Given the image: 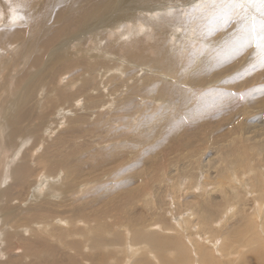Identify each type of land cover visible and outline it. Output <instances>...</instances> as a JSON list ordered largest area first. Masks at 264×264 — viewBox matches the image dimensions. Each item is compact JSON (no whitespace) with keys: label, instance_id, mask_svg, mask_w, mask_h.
<instances>
[{"label":"bare ground","instance_id":"6f19581e","mask_svg":"<svg viewBox=\"0 0 264 264\" xmlns=\"http://www.w3.org/2000/svg\"><path fill=\"white\" fill-rule=\"evenodd\" d=\"M136 1L139 3L137 4ZM196 3L197 0H0V52L6 55L10 52L12 53L10 56L12 60L9 63L7 62L8 60H5V64L2 67L0 65V182L2 181L0 186V264H264V118L262 117L260 120L254 118L257 115L263 116L264 99H256V93L259 92L258 87L248 89L243 93L232 91L231 89L222 91L224 84L239 78L244 79L236 87H241L247 82L256 80L257 77L264 75V55L259 57L257 54L260 50L254 46L257 48L256 52L253 50V53H256V56L254 55L256 61L253 63L251 59L246 58L245 52L248 49L249 42L244 38L245 26L240 18L237 24L233 26L234 28L222 33L223 35H220V38H215L214 36L211 38V31H203L205 29L203 27L201 36L207 44H204L202 48L200 47L197 52H194L196 49H193V47L188 49L190 50V56L191 54L194 55L193 58L190 56L180 58V56L171 54L169 48L176 43L170 46L169 35L174 34L176 36L181 31L180 29L183 30V28L179 29V27L185 18L184 16H179L176 9L182 6L190 11L192 9L191 6ZM134 4H137L135 8L131 6ZM142 9L143 11L146 10L144 14L139 12ZM196 11H199V9H196ZM250 11H255L257 15L260 12L259 6L256 9H250ZM4 12H9L8 16L6 15L7 19L11 18L13 22L10 19L8 23L4 21ZM18 18L20 20H17ZM185 19L187 20V18ZM141 20H144V22ZM2 21L6 24H1ZM16 21L18 23H15ZM126 24L130 28H127ZM182 24L184 25V23ZM199 27L200 25L198 29H200ZM145 28L149 29L144 30ZM151 30H153L152 34H150L153 42L146 39ZM181 37L179 40H181ZM92 40L93 43H90ZM185 40L187 39L185 38ZM203 43L200 44L203 45ZM209 43L215 46H211ZM71 45H75L73 47L77 50L70 51ZM190 46L189 44L187 47ZM1 50H8L9 52ZM78 51L82 52V54L75 53ZM151 51L155 52L154 56L151 55ZM243 55L245 60L242 61L241 56ZM248 57L251 58L250 56ZM255 57L252 59L254 60ZM2 59L0 58V64ZM236 60H239L238 63H236ZM123 64H127L128 67L132 65L136 67V70L138 68L141 71L139 77L134 76L135 78H132V76L126 80V74L118 76L117 74H121L125 67ZM143 67L147 69V72H143ZM232 68H234L233 71L231 70ZM69 73L80 79V81H75L78 86L74 83L71 84L73 87L78 88L75 92L77 97L74 99L72 106L78 111L71 109V111L69 110L70 112H67L68 110L66 109H69V105L66 104L67 98L70 96L67 92L69 88L63 89L58 85V82L65 75L69 76ZM118 78H121V80L114 86L113 84L118 81ZM175 79L185 82L183 84L185 86L189 85V87L213 83L215 87L213 86V89L209 87V90L214 95L215 93L217 94L216 97L212 98L214 105L216 104V110L214 109L215 111L210 113V109H208L209 111L203 117L201 115L195 117L196 112L199 114V110H204L202 109L203 107L206 106V109L207 106L210 107L209 104L212 101L207 99L206 95L199 96L194 92L191 93L192 89L189 90V88L179 86V83L175 85ZM81 93H83L82 99L80 98L81 96L79 97ZM221 93L223 96H221ZM122 95H125L126 99L130 97L129 101H126ZM238 95L242 96L243 103L237 102V99L239 100ZM38 96L39 98L41 97L40 100L37 98ZM6 97L9 98L4 103ZM53 97L57 98L61 104L57 105ZM104 97H109L111 101L119 97L118 101L120 103L124 101L122 103L123 106H130L131 112L126 111L127 115H122L121 122L126 123L130 128H134V132L132 134H121L118 132L116 136L111 134L113 136L112 139L116 140L118 137L123 141L121 142L122 146L143 143L159 137L164 142H171L170 148H172V142H175L176 146H173L172 149L178 146H185L180 147L181 151L186 147L189 148L187 152L184 151L182 156L185 158L183 159L196 157L198 165L201 163L199 159L207 153L206 151L204 153L203 145L205 144L203 143H207L208 146L213 144V154L220 156V158H217V155L213 156V158H216L210 161L214 168L217 165L226 167L227 161H231V159L234 161L236 159L237 161L238 159L236 163L239 164L235 163L238 168H235L236 166L231 167L234 169L230 170L231 173L224 177L230 184L229 188L225 186L227 189H225V193L223 192L224 196L219 197L217 196L218 194H213L214 190L209 192V189H207L209 184L205 185V189L204 184L201 182L199 185H203L198 192L196 191L195 196L185 191L186 194L188 193L193 198L195 197L196 201L194 203L192 201L194 199L188 195L192 199L191 201L194 203L192 206L194 207L188 208L189 210L186 208V213L177 216L174 215L175 209H173L177 202L175 196L174 200L170 199L172 202L169 201L167 203L166 201L167 207L160 205L161 208H159L160 206L150 208L148 205V209H150L149 211L147 210L148 212L140 211L137 213L136 211V214H133V212L127 213L126 207L123 205L120 208V204H117V207H110V209L109 205L111 203L115 204L114 202L119 200V196H117V200L113 197L107 198L108 200L105 202L108 206L106 208L102 206L103 209H100L98 205L101 200L96 196L92 185L96 184L99 186L97 189L100 188L101 186L98 183H103L104 173L98 174L94 172L93 175L90 174L92 175L91 177H86L88 175L83 177L81 174L87 167L81 161V157L84 152H89L95 165H103V167L107 165L104 168L105 170L109 167L108 163L110 160L119 161L120 159L121 161L122 158V161H124L126 159L125 156H122L125 154V148L118 146L117 142H114L115 145L108 150L105 149V146L108 145L94 147V145L88 144V146H85V144L80 143H85L86 141L84 142V140L88 137L92 138L95 135V130L99 131L101 128V118H99L101 111L109 110L108 107L110 106L113 107V103H110V100V102L106 99L103 100ZM150 98H154L153 101L156 104L162 102L163 104H160L159 107L155 105L154 108L159 110L166 109V112H170L176 106L177 108L187 109L188 106H191L190 103H193L188 109L191 114V116L188 114V119H190L187 121L189 127H184L182 124L175 125L172 128L173 131H170L168 130L172 120L170 116H166L163 121L161 118L165 116L164 113L159 114L153 110L155 113L147 123L152 126L153 121V125L157 124L158 127L150 132L144 129L141 122L144 118L142 119L141 116L143 115L142 112L147 109L145 105L148 103L153 104L151 103L152 100L150 102ZM142 99L145 100L143 103H141ZM193 100L194 102H192ZM106 101L109 103L102 104ZM144 103L147 104L144 105ZM86 104L88 105L87 108H85ZM115 104L117 105V102ZM59 106L64 107L61 109L62 113L60 112L57 123L64 119L63 122L61 121L62 123L67 122L68 125L70 124L72 128L70 129L71 136L68 138L67 134L64 136L62 133L63 137H60L61 134H59L53 144L61 143L59 146L62 144L66 146L69 141H75L77 145L74 148L69 146L62 151L58 149L59 146L55 150V145H53L51 148L55 152L52 153L47 149L40 151L42 149L41 145L37 150L40 151V153H37L40 155L36 154L34 156L32 154L31 156L30 153L36 151L35 147L37 144L40 142L42 144L43 140L46 142L45 138L41 139L40 137L41 135L45 136V126L50 125L52 127L54 125L48 122L52 120V115L47 113L40 115L39 109H53L55 107L53 112L56 113L61 111L58 110ZM91 107H94V109ZM88 109L96 110V113L99 114L93 116L92 121L89 120L92 122L89 129L81 125L78 127V123L86 122L85 118L87 116L81 112ZM49 113H52V111ZM74 114L75 116H72ZM237 116H242L243 119L241 120V117L240 121ZM133 118L138 120L136 124L132 122ZM179 121L181 122V120ZM160 122L161 124H159ZM212 128H215V130H212ZM47 129L51 130V128ZM137 129L138 132L136 133ZM117 131L118 129L115 127L113 132L116 133ZM33 135L41 139H38L39 142L37 144H35ZM48 136L50 135L48 134ZM15 138L16 144L14 145ZM194 140L196 142L199 141L197 145ZM3 144H6L9 150H11V146H14L13 153L10 151V155L6 159H4V154H2L3 150H5ZM22 148L26 150H22L24 153L22 152L19 155ZM134 149L136 150V148ZM157 152L155 151L156 154ZM161 152L163 151L161 150ZM250 156H253V160L256 159V162H249L252 159ZM34 157L42 166H40L41 168L47 169V172L41 170L42 174L44 171V177L39 184L38 179L40 178L38 176H40V173L36 172L39 168L36 169L34 165L31 167L29 163ZM160 158L161 162L163 158L166 160L167 157ZM72 160L80 163L74 165ZM170 160L172 161V159ZM209 160L206 161V164L202 161L203 169L206 168ZM152 162L154 163V161ZM166 162L168 163V160ZM179 162L182 161L180 160ZM167 163L164 162L162 164L166 166ZM186 163L188 164V162ZM125 166L126 163L122 164L124 169L128 165ZM164 166L158 165L156 169L162 172V167ZM179 166L181 165L179 164ZM219 166L218 168H220ZM7 168L8 171H6L8 173L6 172L7 176L4 179L5 170L3 172L2 170ZM109 169L106 171H109ZM113 169H116V166ZM193 169L195 170V168ZM164 170L163 172H165ZM205 170L207 171V169ZM173 171L171 170V173ZM224 171L221 170V172ZM127 173L125 172L124 175L126 176ZM156 174L152 176V183L146 182L145 185L143 183V187L138 182L141 186L135 185L136 187L127 195L126 201L129 200L131 202L129 203V209L134 207V200L138 197L135 196L137 193L145 192L147 198L151 199L150 191L153 188L157 189L158 182L156 183V181L160 177L156 176ZM161 174L163 175L164 173ZM128 175L126 177H132L130 174ZM157 175L160 174L158 173ZM125 176L120 182L125 180ZM146 176L140 175V179L144 182L146 181ZM175 176L177 175L175 174ZM77 179L78 181H76ZM205 179L208 178L206 177ZM5 180L7 183H4ZM46 180L48 182L45 184ZM177 182L179 184V181ZM220 182L218 181L217 185L214 182L212 183L218 186ZM168 183L170 184L169 181ZM42 186H46L47 189L45 187L46 190H41ZM126 186L128 185L126 184ZM176 189L173 192L177 191ZM217 189L219 190V188ZM30 190H34L33 197L27 200L28 194H31ZM86 190L87 196L84 194ZM107 190L108 188H106ZM218 192L221 193V190ZM163 193L165 194L164 191ZM177 193H179V190ZM81 194H84L85 197L81 196ZM161 194L162 191L160 192ZM59 196L61 198H58ZM125 196L121 197L125 198ZM183 197L185 198V196ZM18 199L25 202L19 201L15 204L14 201H18ZM140 199L142 198L140 197ZM190 199L188 200L190 201ZM119 203L124 204L122 202ZM172 203H174V206L171 208ZM227 203L228 205L232 204L233 207L224 205ZM136 206L138 207V205ZM139 207L141 208V206ZM221 207L223 211L220 212ZM112 211H116L119 214L121 212L116 220H114L116 217ZM169 212L170 214H168ZM111 213L114 218L109 219L113 221L108 220ZM167 214L172 216L168 217ZM184 214L187 215L185 216ZM195 217V221L199 222L196 223V229L191 226L195 222ZM235 218L237 220L235 226H233L234 231L231 233H226L228 231L224 232L223 228ZM249 221L250 223L252 222L255 231L261 239L260 246L255 245L252 251L250 250L249 252L248 249V252H246L245 247H248V245L243 243L245 247H241L238 250L234 248L233 250L235 251L220 252L224 249V240L226 238L231 239L229 236L232 237L233 234L238 236L244 231L250 232ZM4 224L9 225L11 229L2 233ZM207 228L209 232L204 233ZM199 232L204 234L200 236L199 234L201 233ZM247 234L245 235L247 236ZM206 235L209 236V242L207 241L209 246L204 240ZM243 239H246V237H243ZM243 239H240V241ZM229 242L230 240H226V243L229 244ZM219 243L220 245H218ZM248 243L250 244V242ZM107 245L115 246L116 248L114 247L109 252L105 249ZM109 246L108 248L111 247ZM130 255L131 257H129Z\"/></svg>","mask_w":264,"mask_h":264},{"label":"rangeland","instance_id":"374dc122","mask_svg":"<svg viewBox=\"0 0 264 264\" xmlns=\"http://www.w3.org/2000/svg\"><path fill=\"white\" fill-rule=\"evenodd\" d=\"M135 3V2H134ZM136 3L138 4L139 2L138 1H136ZM137 4H134V5H131V6H133L134 8L137 6ZM144 5V4H143ZM177 8V7H176ZM179 8V9H178ZM177 9H176V11H177V14H179V16H184L185 18H187V20L189 21V24H188V21L184 18V21L182 22V23H184V25L181 23V25H180V27H179V29L180 28H183V30L182 29H180L181 31L179 32V34H177L176 36L173 34V35H169L170 36V40H171V44H170V46L172 45V44H175L173 47H170L169 48V52L171 53V54H173V55H176V56H180V58H184V57H186V56H190V50H188V49H191L192 47H193V49H196L194 52H197V51H199L200 50V47L202 48V47H204V44H207V43H205V41H204V39H202V36H201V33L203 32V31H205V30H210L211 31V33H210V36H211V38H212V36H214L215 38H220V35L222 36L223 34L222 33H224V32H226V31H228V30H231V28L233 29L234 27L233 26H235L236 24H237V21L239 20V18L234 14V12H233V10H231V9H219V8H213V7H207V8H205L203 11H201V10H199V11H196L195 12V8H193L192 7V9H190V11H189V9H184L185 7H178ZM182 8V9H181ZM210 8V9H209ZM210 10V11H209ZM214 10H216V11H213ZM146 11V10H145ZM145 11H143V9L141 10V11H139L140 13H142V14H144V12ZM209 11V12H208ZM7 14H9V12H4V16H5V20L3 19V17L1 16V18L6 22V23H8V21H9V19H10V21H11V18H8L7 19ZM7 15V16H6ZM206 16V18H205V16ZM188 16V17H187ZM259 16H260V12L259 13H257V17L259 18ZM200 17V18H199ZM196 18H197V20H196ZM17 20H20L19 18L17 19ZM209 20H210V22H209ZM142 22H144V20H141ZM194 21V22H193ZM11 22H13V21H11ZM187 22V23H186ZM190 22H191V24H190ZM207 22V23H206ZM4 22L2 21V23L1 24H3ZM6 23H4V24H6ZM15 23H18L17 21L15 22ZM186 23V24H185ZM211 23V24H210ZM129 24V23H128ZM128 24H126V27L127 28H130V26H128ZM200 25V29H198V26ZM193 25V26H192ZM203 25V26H202ZM212 25V26H211ZM191 27V28H190ZM205 29H204V28ZM189 28H190V30H189ZM146 29H149V28H145L144 30H146ZM187 29V30H186ZM196 29H198L197 31H196ZM204 29V30H203ZM203 30V31H202ZM155 31H156V28H155ZM186 31H187V33H186ZM199 31H200V33H199ZM151 32H153V30H151L150 32H149V34L147 35V40L148 41H152L153 42V39H152V37L150 36V34H152ZM172 33V32H171ZM199 33V34H198ZM179 35H181V36H179ZM172 36V37H171ZM184 36V37H183ZM245 36V35H244ZM243 36V37H244ZM181 37V40H179V38ZM193 39H192V38ZM195 37V38H194ZM185 38L187 39V40H185ZM191 38V39H190ZM245 38V37H244ZM182 39H183V41H182ZM199 40V42H198V40ZM169 40V41H170ZM203 40V41H202ZM247 42H249L247 39H245ZM187 42V43H189L191 46L190 47H187L189 44H187V43H185V42ZM209 41V40H208ZM196 42V43H195ZM202 42H204L203 43V45H201L202 44ZM90 43H93V40H92V42H90ZM194 43V44H193ZM198 43V44H197ZM201 43V44H200ZM211 46H215V45H213L212 43H209ZM94 45V44H93ZM183 45V46H182ZM75 47V45H71V47H70V51H76L77 49L76 48H74ZM90 46V45H89ZM182 46V47H181ZM254 46H256L255 44H254V42H249V46H248V49H247V51L246 52H248V53H246L245 52V56H246V58L247 59H251L252 61H253V63H254V61H256V53H253L254 51L253 50H255V52L257 51V48L256 47H254ZM93 47V46H92ZM173 48V49H172ZM175 48V49H174ZM181 50V52H180V50ZM3 49H6V48H3ZM1 51H4V50H1ZM4 52H9L8 50H6V51H4ZM187 52H189V53H187ZM1 53V56H0V58L2 59V63L0 64L1 65V67L5 64V60L9 63V61L10 60H12V58L10 57L11 55H12V53L10 54V53H8L9 54V56H8V54L6 55V54H2V52H0ZM75 53H77V54H82V52H75ZM151 53V55H155V52L154 51H151L150 52ZM184 53V54H183ZM250 53V54H249ZM241 54H243V53H241ZM240 54V55H241ZM239 55V54H238ZM241 56L242 58V61L243 60H245L243 57H245V56ZM250 56L251 58H249L248 56ZM252 55V56H251ZM255 55V56H254ZM259 57H261V56H263L262 54H261V51L257 54ZM7 57V58H6ZM191 58H193L194 57V55L193 54H191V56H190ZM255 57V59L253 60L252 58H254ZM238 59V58H237ZM237 62L236 63H238V61L239 60H236ZM235 63V64H236ZM124 65V64H123ZM125 67L123 68V70H122V73L121 74H117L118 76H123V75H125L126 74V80L128 79V77H132V78H135V77H139V73L141 72L140 70H138V68H137V70H136V67H134V66H130L129 65V67H128V65L127 64H125L124 65ZM126 67H127V70H126ZM132 67V68H131ZM145 67V66H144ZM143 67V68H144ZM135 69V70H134ZM147 69L146 68H144V71L143 72H147L146 71ZM232 71L234 70V68H232L231 69ZM130 71V72H129ZM137 75V76H136ZM135 76V77H134ZM65 77H68V78H65ZM65 77L62 79L63 80V82H62V80L60 81V82H58V85L60 86V88H69V90L67 91L69 94H70V96H69V98H67V105H69V109H66V110H68L67 112H70L71 111V109L73 110V111H78L77 109H74L72 106H73V102H74V99L77 97V95L75 94V92L77 91V87H73V85H71L72 83H74L75 85H77L78 86V83H76L75 81H80V79H78V77H76V76H74V75H72L71 73H69V76H66L65 75ZM243 79L244 78H239V79H237V80H235V81H233V82H229L228 84H224L223 85V89H222V91L223 90H227V91H229L230 89L232 90V91H237V92H240V93H243V92H246V90H248V89H253L254 87L255 88H259V92L258 93H256V99L257 98H259V99H264L263 97H264V75H262V76H260V77H257V79L256 80H253V81H249V82H247L245 85H242L241 87H236V86H238L239 85V83H242V81H243ZM120 80H121V78H118V81H116V82H114V86L115 85H117L119 82H120ZM176 81H174L176 84L175 85H177L178 83V85L179 86H182V87H186L187 89L189 88V90H191L192 92L191 93H195L196 95H199V96H205L206 95V97H207V99H209V100H211L212 101V98H214V97H216V93H215V95L212 93V91L211 90H209V87H210V89L212 88H214L215 86H214V84L213 83H208V84H204V85H201V86H194V87H189V85H186L185 86V84H183V83H185V82H181L180 80H178V79H175ZM182 85H181V84ZM149 85H151V83H149ZM216 85V84H215ZM205 86V87H204ZM214 86V87H213ZM206 87H207V89H206ZM66 88V89H67ZM194 88V89H193ZM65 89V90H66ZM76 89V90H75ZM204 90V91H203ZM208 90V91H207ZM207 91V92H206ZM72 93H73V95H72ZM206 93V94H205ZM211 93V94H210ZM123 94V93H122ZM257 94H258V96H257ZM81 96V97H80ZM123 96V95H122ZM121 96V97H122ZM151 96V95H150ZM221 96H223V94L221 93ZM79 97L82 99L83 98V93H81V94H79ZM132 98H134L133 96H131ZM152 97V96H151ZM211 97V98H210ZM238 97H239V100L237 99V102L238 101H240V102H238V103H243L242 101H243V98H242V96H240V95H238ZM252 97H254V96H252ZM9 97H6L5 98V100H4V103L6 102V100L8 99ZM39 100H40V98H39V96L37 97ZM79 98V99H80ZM117 98V99H116ZM116 98H114L112 101L110 100V98L108 97V98H106V97H104L103 98V100L104 99H106L107 101H109L110 103H113V107L112 106H110V107H108V109L109 110H104V111H101L102 113L101 114H99V113H96V110H93L94 109V107H91V108H93L92 110H85V111H82L81 113H83V114H85L87 117L85 118L86 119V122L85 123H78V127L81 125V126H84L85 128H88L89 129V127L92 125V122H90L89 120H91L92 121V117L93 116H96V114H99V118H101V122H100V126H101V128L99 129V131L98 130H95V135L91 138H87L86 140H84V142L85 143H83V142H80L81 144H85V146H88V144H90V145H94V147L96 146V147H100L101 145H108V146H105V149L106 150H108L109 148H111V146H113V145H115L114 144V142H117L116 144L118 145V146H122V143L121 142H123L120 138H118L117 137V139L116 140H114V139H112L113 138V136L111 135V134H113V135H117L118 134V132L119 133H121V134H129V133H133L134 132V128H130L126 123H123V122H121V119H122V115H124V116H126L127 114H126V111H129V112H131V109H130V106H128V105H125V106H123V104L122 103H124V101L122 102V103H120L119 101H118V99H119V97H116ZM123 98H125V100L126 101H129L128 99H130V97H128L127 99H126V97H125V95L123 96ZM53 99H54V101L56 102V104L57 105H59V104H61V103H59L58 102V100H57V98H54L53 97ZM153 99L154 98H150V102H151V100H152V102L151 103H153V104H147V103H144V105L145 104H147V105H145V107L147 108H145L146 110H144L143 112H142V116H141V118L143 119V121H141L142 123H143V127H144V129H146L147 131H152V130H154V128H156V127H158V125L157 124H155V125H153L154 124V122L152 121V126H149L148 125V123H147V121L148 120H150V118L154 115V111H156V113H159V114H163L164 113V117H162L161 119H163V121H164V119H165V117L166 116H170V118L172 119L171 120V124H170V126H169V128H168V130H170V131H173V126L175 127V125H184V127H186V126H188L189 127V125H188V122L187 121H189L190 119H188V117H189V115L191 116V114H190V110H188L191 106H192V104L193 103H190V105L191 106H188V108L187 109H183V108H177V106L176 107H174L173 109H171L170 110V112H166V109H164V110H159V109H156V108H154V106L156 105V106H158L159 107V105L160 104H163L162 102H160V103H158V104H156V103H154V101H153ZM134 100H135V98H134ZM143 100V99H142ZM102 101V100H101ZM103 102L102 104H104V103H109V102ZM114 101V102H113ZM139 101V100H138ZM145 100H143V101H141V103H143ZM82 102V101H81ZM96 102H98V101H96ZM117 102V105L115 104ZM134 102V101H133ZM192 102H194V100L192 101ZM119 103V104H118ZM118 107H116V106ZM151 105H153V106H151ZM210 107L209 106H207V109H206V106L205 107H203L202 109H204L205 110V112H204V110H199L198 112H199V114L196 112V114H195V117H199L200 115L203 117V115L205 114V113H207V111H209L208 109H210V113L211 112H213V111H215L216 110V104L214 105V101H212L210 104ZM87 104L85 105V108H87ZM214 106H215V108H214ZM45 107V106H44ZM60 107V106H59ZM64 106H61L58 110H61L62 108H63ZM120 107V108H119ZM125 107V108H124ZM212 107V108H211ZM55 108V107H54ZM54 108L52 109V108H50V109H39V112H40V115L41 114H45V113H47V114H50V115H52V120H49L48 122H49V124L50 123H53L54 125L51 127L50 125L49 126H45V136H43V135H41L40 137H41V139H44L45 138V141L46 142H44V140L42 141L43 143L41 144V142L39 143V144H37V142H39V140H41V139H39L40 137H35L34 135V140H35V144H37L36 145V151H34V153H30L31 154V156H32V154H34V156L37 154V153H40V151H45L46 149L47 150H49L51 153L52 152H55V150H56V148H57V146H59V144H61V143H58V144H53V143H55L56 142V137H58V135L59 134H61L60 135V137L62 136L63 137V135L65 136V134H67L66 136L69 138L70 136H71V131H70V129H72L71 128V125L69 124L68 125V123L67 122H64V123H62L63 121H64V119H61L59 122L60 123H57V121H58V117H60V112L62 113V110L61 111H57L56 113L55 112H53V110H54ZM66 108V107H65ZM128 108H129V110H128ZM152 109V110H151ZM183 109V110H182ZM215 109V110H214ZM70 110V111H69ZM154 110V111H153ZM158 110V111H157ZM182 110V111H181ZM50 111H52V113H49ZM88 111V112H87ZM122 111H124V112H122ZM153 111V112H152ZM172 111V112H171ZM189 113H188V112ZM202 111V112H201ZM106 112V113H105ZM112 112H113V114H112ZM117 112V113H116ZM119 112H120V114H119ZM122 112V113H121ZM129 112H127V113H129ZM145 112V113H144ZM185 112H187V114H185ZM200 112H201V114H200ZM170 113V114H169ZM209 113V112H208ZM70 114H72V113H70ZM189 114V115H188ZM215 114V113H214ZM259 114H262V113H259ZM72 116H75V114L74 115H72ZM115 116V117H114ZM123 116V117H124ZM180 116V117H179ZM184 116H187V117H184ZM258 116V117H257ZM256 117L254 116V118L257 120H260L262 117L264 118V114H263V116H261V115H257ZM117 117V118H116ZM238 118H239V120H240V118L242 117V116H237ZM177 118H179V119H177ZM186 118V119H185ZM238 118H237V120H238ZM183 119H184V121H183ZM188 119V120H187ZM243 119V117L241 118V120ZM53 120H55V121H53ZM127 120V119H126ZM179 120H181V122L179 121ZM186 120V121H185ZM205 120V119H204ZM236 120V121H237ZM240 120V121H241ZM52 121V122H51ZM62 121V122H61ZM109 121H110V123H109ZM113 121V122H112ZM178 121V122H177ZM47 122V123H48ZM94 122V121H93ZM103 122V123H102ZM125 122V121H124ZM132 122L133 123H137L138 122V120H135L134 118H133V120H132ZM185 122H186V124H185ZM58 124V126H57V124ZM102 123V124H101ZM109 123V124H108ZM147 125H146V124ZM178 123V124H177ZM108 124V125H107ZM159 124H161V122L159 123ZM59 125H61V126H59ZM110 125V126H109ZM146 125V126H145ZM108 126V127H107ZM68 127V128H67ZM117 128L118 129V131L115 133V132H113V129L114 128ZM125 127V128H124ZM47 128H51V130L50 129H47ZM124 130H123V129ZM59 129V130H58ZM172 129V130H171ZM50 130V131H49ZM66 130H67V132H66ZM212 130H215V128H212ZM98 131V132H97ZM121 131H123V132H121ZM46 132H48L47 134H46ZM138 132V129L136 130V133ZM33 133V132H32ZM62 133H63V135H62ZM69 133V134H68ZM48 134L50 135V136H48ZM75 135V134H74ZM102 136V137H101ZM104 136V137H103ZM109 136V137H108ZM99 138V139H98ZM37 139V140H36ZM39 139V140H38ZM51 140V142H50V140ZM55 140V141H54ZM159 140H160V142H159ZM72 141V140H71ZM99 141H100V143H99ZM158 141V142H157ZM162 141V142H161ZM195 141V142H194ZM193 142L194 143H196V145H197V142H199V141H197L196 142V140H194ZM89 142V143H88ZM107 142V143H106ZM111 142V143H110ZM153 142V143H152ZM200 142H202L201 140H200ZM119 143H121V144H119ZM159 144V145H157V144ZM162 143V144H161ZM164 143V144H163ZM170 143L171 142H164L162 139H160L159 137H158V139H157V137L156 138H154L153 140H148V141H145V142H143V143H136V144H132V145H130V144H126V145H123L122 147H124L125 148V150H124V152H125V154L124 155H122V156H125V158L127 159H125L124 161H122V158H121V161H120V159H119V161H114V160H110L109 161V167H107V169L106 170H108L110 167V169H109V171H106L104 168H106V166H104L103 167V165L102 166H98V165H95V162L93 161V159L91 158V154L89 153V152H84V154H83V156L81 157V161H83L84 163H85V167H87L86 169H84V172L81 174L83 177H85L84 175H88V176H86V177H91L92 175H93V173L95 172V173H98V174H102V173H104V177H103V183H98V185H100L101 187L100 188H98L97 189V187H99V186H97L96 184H94V185H92V187H94V191H95V194H96V196L99 198V200H101V202L99 203V208L101 209L102 208V206L103 207H105L106 208V206H108V204L106 205V200H108L110 197H113V198H115L116 200L119 198V200H117L116 202H114L115 204H113V203H111L110 205H109V208L111 207V208H113V207H117L119 204V207L120 206H125L126 208H125V210L126 211H128L127 213H131V212H133V214L135 213L136 214V211H137V213L138 212H140V211H149L150 209H148L149 207L150 208H154V206L156 207V206H162V207H167V204H166V201H167V203L170 201V202H172L171 200H174L175 198H176V205L174 206V203H172L171 204V208L173 207V209H175L174 211V215H179V214H183V213H186L187 212V209L189 208H191V207H194V206H192L194 203H195V197L193 198L192 196H195V193H197L200 189L199 188H201L202 187V185L205 187V189H206V186L205 185H208L207 186V189H209V192H212L213 190H214V192H213V194H215V195H217V196H219V197H221L222 195L224 196V193H225V189H227L226 187L228 186V188H229V186H230V184L227 182V180H226V178H224V177H226V175H228L229 173H231V171L230 170H232V169H234V168H231V167H235V168H238V164L239 163H236V162H238V159H237V161H236V159H235V161L233 160V159H231V161H227V163L225 164L226 165V167H220L219 165H217V166H215V168L213 167L214 165H211L210 164V161H212L213 159H215L216 157H214L213 158V156H216L217 155V158H220V156L218 155V154H213L214 153V150L212 149L213 148V144L212 145H210L209 144V146H211V147H209L208 146V144L207 143H203V144H207L206 146L205 145H203V149H205L204 150V153H205V151L207 152V153H205V155H204V157H202V158H204V160H202V158H200L199 159V161L201 162H199L200 163V165H198V159L196 158V157H191V159H188V158H186V160H184L183 158H185V157H183L182 155H184V151L185 152H187L188 151V149L189 148H184L183 149V151H181L180 150V147L182 148V147H185V146H178V147H176V148H174V149H172L173 148V146H176V144H175V142H172V144H171V147L172 148H170ZM193 143V144H194ZM16 144V138L14 139V145ZM35 144H33V145H35ZM47 144V145H46ZM98 144V145H97ZM111 144V145H110ZM160 144H161V146H160ZM42 145V149L40 150V151H37L39 148H40V146ZM53 145H55V150L54 149H52L51 147L53 146ZM77 144H76V142L74 141V142H68V144L65 146L64 144H62V145H60L59 147H58V149L59 150H64L65 148H67V147H69V146H71V147H75ZM100 145V146H99ZM165 145H167V146H165ZM3 146H5L4 148H5V150H3V153L2 154H4V159H6L7 158V156L9 157V155H10V151L13 153V147L11 146V150H9L7 147H6V144L4 145L3 144ZM148 146V147H147ZM43 147H46V148H43ZM121 147V148H122ZM139 149H138V148ZM168 147V148H167ZM204 147H206V148H204ZM134 148H136V150L134 149ZM178 148V149H177ZM128 149V150H127ZM163 151V152H161L160 153V151L161 150ZM169 149V150H168ZM171 149V150H170ZM24 150H26V149H24V148H22L21 149V151L19 152V155H21L22 154V152ZM31 150V149H30ZM174 150V151H173ZM180 152H179V151ZM32 151V150H31ZM155 151H158L159 152V154H158V152H157V154L155 153ZM178 151V152H177ZM189 151H191V150H189ZM33 152V151H32ZM212 152V153H211ZM6 153V154H5ZM24 153V152H23ZM27 153H29V152H27ZM131 153V154H130ZM153 153V154H152ZM155 153V154H154ZM164 154V156H163V154ZM182 153V154H181ZM213 154V155H212ZM37 155H40V154H37ZM155 155H157V156H155ZM159 156V157H158ZM170 158H169V157ZM154 157H158V158H154ZM160 157H167L166 158V160L163 158L162 160L163 161H161L160 162V160H161V158ZM182 157V158H181ZM239 157H241V156H239ZM252 159L249 161V162H251V163H254V162H256L255 160H253V156H250ZM36 157H34V158H32V160L29 162L30 163V165H31V167H33V165L36 167V169L37 168H39V169H37L36 170V172L38 173H40V176H38V178H40V179H38V184L39 183H41V181H43V177H44V171H46L47 172V169L46 168H41L42 166L37 162V159H35ZM84 158V159H83ZM132 158V159H131ZM151 158H152V160H151ZM160 158V159H159ZM242 158V157H241ZM240 158V159H241ZM86 159V160H85ZM130 159V160H129ZM170 159H172V161L170 160ZM210 159V160H209ZM10 160V159H9ZM131 160H133V161H131ZM139 160H141L140 162H138ZM165 160V161H164ZM168 160V163L166 162ZM170 160V161H169ZM177 160V161H176ZM182 161V162H179V161ZM188 160V161H187ZM190 160V161H189ZM207 160H209V162H207V166H206V168H202V161H203V163L204 164H206V161ZM88 161V162H87ZM112 161V162H111ZM152 161H154V163L152 162ZM176 161V162H175ZM196 161V162H195ZM234 163H233V162ZM111 162V163H110ZM117 162V163H116ZM120 162H122V163H120ZM159 164H158V163ZM167 163L166 164V166H164V164H162V163ZM169 162H171V163H173V164H169ZM177 162H179L178 164H176ZM186 162H188V164L186 163ZM230 163V165H228L229 163ZM77 163H80L79 161L77 162L76 160H72V164H74V165H76ZM112 163H114V164H112ZM126 163V166L128 167V169H127V167L124 169L123 167H122V164L124 165ZM189 163H190V166H189ZM212 163V162H211ZM232 163V164H231ZM235 163L237 164V165H235ZM38 164V165H37ZM87 164H89V165H87ZM112 166H111V165ZM179 164L182 166V167H185V168H182L181 166H179ZM234 164V165H233ZM154 165H155V167H154ZM158 165H161V166H164V167H162L163 168V170L165 171V172H163V170H162V172H161V170H160V172L161 173H164L165 175H166V177H165V175L163 174H161L160 172H159V169L157 170L156 168H158ZM174 167H173V166ZM210 165V166H209ZM224 165V166H225ZM41 166V167H40ZM115 166H116V169H113V168H115ZM120 166V167H119ZM172 166V167H171ZM218 166L220 167V168H218ZM167 167V168H166ZM170 167V168H169ZM181 167V168H180ZM192 167V168H191ZM201 167V168H200ZM102 168V169H101ZM122 168V169H121ZM153 170H152V169ZM161 168V167H160ZM173 168V169H172ZM176 168V169H175ZM189 170H188V169ZM191 168V169H190ZM193 168H195V170L193 169ZM211 168V169H210ZM223 168H225V169H223ZM228 168V169H227ZM92 169H94V170H92ZM98 169V170H97ZM112 169V170H111ZM124 169V170H123ZM177 169H179V170H177ZM198 169V170H197ZM205 169H207V171L205 170ZM5 170V176H4V179H5V177L7 176L6 175V172L8 171V168L7 169H3L2 170V172ZM7 170V171H6ZM41 170H44L43 171V174H42V171ZM116 170V171H115ZM126 170V171H125ZM142 170L143 171V173H142V171L140 172V171ZM150 170H151V172H150ZM154 170H157L156 172H158L160 175H157L156 174V172H153ZM171 170L173 171L172 173H171ZM177 170V171H176ZM181 170H182V172H181ZM203 170V171H202ZM212 170V171H211ZM215 171V173H214V171ZM221 170H225L224 172H228V173H224V172H221ZM230 172H229V171ZM102 171V172H101ZM112 171H114V172H112ZM122 171V172H121ZM127 173V171H129L127 174H126V176H129L128 174H130V176H132L131 178L130 177H126L124 174H125V172ZM176 171V172H175ZM198 173H197V172ZM220 173H219V172ZM110 172V173H109ZM147 172V174H145V173ZM178 172V173H177ZM181 172V173H180ZM191 172V173H190ZM8 173V172H7ZM38 173V174H39ZM112 173V174H111ZM121 173H122V175H121ZM152 173V174H151ZM190 173V174H189ZM202 175H201V174ZM209 173V174H208ZM220 175H219V174ZM35 174V173H34ZM90 174H92V175H90ZM105 174H107V175H105ZM156 174V176H160L159 177V180L158 181H156V183H157V186H156V188L157 189H155V188H153L151 191H150V197H151V199H149V198H147V196H146V194H145V192H140V194L139 193H137V194H139V195H137V194H135V196H138L135 200H134V203H135V205H134V207L132 208V209H129V203H131L128 199V201H126V197H127V195H129L131 192H132V190L134 189V187H136L135 185H139V183L140 184H142V186L144 187V185H145V183L147 182H150V183H152V181H151V179H152V176L153 175H155ZM171 174H174V175H171ZM175 174L178 176V179H177V176H175ZM199 174V175H198ZM210 174H211V176L213 175V177H211L210 176ZM216 174V175H215ZM218 174V175H217ZM222 174H223V176H222ZM113 175V176H112ZM125 176V180H122V182L124 183H122V182H120V180L123 178L124 179V176ZM140 175H142V176H146L145 177V179H146V181H142L141 179H140ZM171 175V176H170ZM206 175V176H205ZM42 176V177H41ZM57 177H58V175H56ZM81 176V177H82ZM109 176H111L110 178H109ZM134 176V177H133ZM164 176V177H163ZM169 176V177H168ZM173 176V177H172ZM215 176V177H214ZM220 176V177H219ZM56 177V178H57ZM107 177V178H106ZM119 177H121V178H119ZM137 177V178H136ZM191 177V178H190ZM199 177H200V180H199ZM203 177V178H202ZM208 178V179H205V178ZM219 177V178H218ZM106 178V179H105ZM112 178H114L113 180H112ZM118 178V179H117ZM126 178H127V180H126ZM129 178V179H128ZM134 178V179H133ZM148 178V179H147ZM190 178V179H189ZM215 178V179H214ZM217 178V179H216ZM79 179H80V177H79ZM111 179V180H110ZM165 179H166V181H165ZM170 179V180H169ZM212 179V180H211ZM225 179V180H224ZM141 182H140V181ZM149 180V181H148ZM162 180V181H161ZM174 180V181H173ZM185 180V181H184ZM203 180V181H202ZM206 180V181H205ZM216 180V181H215ZM76 181H78V179L76 180ZM110 181H111V183L113 184H111L110 183ZM116 181V183H114ZM129 182V183H127V182ZM168 181L170 182V184L168 183ZM177 181H179V184H178V182ZM189 181V182H188ZM199 181V182H198ZM218 181L220 182H223V183H219V185H220V187H219V185L218 186H216L217 184H218ZM226 181V182H225ZM48 181L46 180L44 183L46 184ZM139 182V183H138ZM174 182V183H173ZM201 182L203 183L202 185H199V184H201ZM206 182H207V184H206ZM212 182H214V183H212ZM225 182V183H224ZM4 183H7L6 182V180L4 181ZM110 183V184H109ZM143 183H144V185H143ZM166 183H168V184H166ZM172 183V184H171ZM180 183H182V184H180ZM196 183V184H195ZM228 183V184H227ZM103 184V185H102ZM126 184L128 185V186H126ZM130 184V185H129ZM159 184V185H158ZM212 184H213V186H212ZM2 185V181L0 182V186ZM116 185V186H115ZM123 185H125V186H123ZM165 185V186H164ZM175 185V186H174ZM184 187H183V186ZM191 185V186H190ZM222 185V186H221ZM109 186H110V188H109ZM113 186V188L111 189V187ZM120 186V187H119ZM141 185H139L138 187H140ZM165 188H163V187ZM170 186V187H169ZM172 186V187H171ZM178 186V187H177ZM182 186V187H181ZM199 186V187H198ZM226 186V187H225ZM45 187L46 186H42L40 189L41 190H46L47 189V187H46V189H45ZM123 187V188H122ZM223 187V188H222ZM225 187V188H224ZM43 188V189H42ZM104 188H105V190H104ZM106 188H108V190L106 191ZM129 190H128V189ZM169 188V189H168ZM174 188V189H173ZM177 188V189H176ZM178 188H180V189H178ZM182 188H184V189H182ZM190 188V189H189ZM217 188H219V190H221V193H219L218 191V189ZM120 189V190H119ZM131 189V190H130ZM162 189V190H161ZM172 189V190H171ZM179 190V193H177V191H174L173 192V190ZM195 189V190H194ZM126 190V191H125ZM217 190V191H216ZM32 191V192H31ZM33 191L34 190H30V193L31 194H28L29 195V197L27 198V200L29 199V198H31V197H33ZM162 191V194L160 195V192ZM163 191L165 192V194L163 193ZM167 191V192H166ZM172 191V192H171ZM181 191V192H180ZM185 191H187L189 194H193L192 196L191 195H189L188 193L186 194L185 193ZM197 191V192H196ZM58 192V191H57ZM156 192V193H155ZM224 192V193H223ZM58 193H60V192H58ZM87 190L84 192V194H85V196H87ZM127 193V194H126ZM84 194H81V196H83V197H85L84 196ZM159 194V195H158ZM180 194V195H179ZM124 195H126L125 196V198H122L121 196H124ZM153 195V196H152ZM191 198H193L194 200H192V199H190V197ZM114 196H116V197H114ZM117 196H119L118 198H117ZM159 196V197H158ZM164 196V197H163ZM171 196V197H170ZM174 196H175V198H174ZM177 196H178V198H177ZM183 196H185V198L183 197ZM80 197V196H79ZM140 197L142 198V199H140ZM170 197V198H169ZM186 197H187V201H186ZM189 197V198H188ZM58 198H61V196H59ZM108 198V199H107ZM154 198V199H153ZM161 198V199H160ZM168 198V199H167ZM196 198H198L197 196H196ZM124 199V200H123ZM148 199V200H147ZM156 199V200H155ZM157 199H159L158 201L159 202H161L160 204H158L159 202L157 201ZM167 199V200H166ZM171 199V200H170ZM188 199H190V201L188 200ZM40 200H42V199H40ZM44 200V199H43ZM45 200H48V199H45ZM125 201V202H123V201ZM179 200H182V201H179ZM194 202H192V201ZM19 201H23V200H19L18 199V201L17 200H15L14 201V203L16 204V202H19ZM106 201V202H105ZM137 201H138V203H140V204H138L137 203ZM141 201V202H140ZM25 201H23V203H24ZM56 202V201H55ZM66 202V201H65ZM119 202H122V203H124V204H121V203H119ZM146 202H148L147 204H146ZM153 202V203H152ZM183 204H182V203ZM185 202H187V203H185ZM22 203V204H23ZM102 203V204H101ZM143 203V204H142ZM163 203V204H162ZM189 203V204H188ZM118 204V205H117ZM155 204V205H154ZM187 204V205H186ZM136 205H138V207L136 206ZM148 205H149V207H148ZM183 205V206H182ZM190 205V206H189ZM224 205H228V203L227 204H224ZM139 206H141V208L139 207ZM161 206L159 207V208H161ZM187 206V207H186ZM176 207H177V209H176ZM228 207H233V205L232 204H229L228 205ZM110 208V209H111ZM120 208H122V207H120ZM124 208V207H123ZM138 208H140V209H138ZM184 208V209H183ZM187 208V209H186ZM103 209V208H102ZM144 209V210H143ZM178 209H180L179 211H178ZM188 209V210H189ZM135 210V211H134ZM147 211V212H148ZM221 211H223V208L221 207V209H220V212ZM113 212V214L115 215V219L114 220H116L117 219V217L121 214V212H120V214L119 213H117L116 211H112ZM177 212V213H176ZM118 214V215H116V214ZM126 213V212H125ZM168 214H170V212L168 213ZM167 214V215H168ZM114 215H112V213L110 214V217H108V220H110L109 218H114ZM185 215V214H184ZM183 215V216H184ZM187 215V214H186ZM185 215V216H186ZM170 215H168V217H169ZM172 216V215H171ZM170 216V217H171ZM184 216V217H185ZM175 217V216H174ZM197 217V216H196ZM196 217L194 218V221H195V219H196ZM237 218H239V217H237ZM237 218H235L234 220H231V221H229L228 223H227V225L223 228L224 230V232H226V231H228V232H226V233H231V232H233L234 230H233V226H235V222H236V220H237ZM197 219L198 220H200L198 217H197ZM112 220V219H111ZM110 220V221H111ZM113 221V220H112ZM201 221V220H200ZM234 221V222H233ZM232 222V223H231ZM196 223H199V222H193L192 223V225L191 226H194L193 228L194 229H196L197 228V226H196ZM229 224V225H228ZM249 224H250V228H251V230H250V232H243L242 234H240V235H238L237 236V234H233L232 235V237H233V239H232V237L231 236H229V238H231V239H223L225 242H224V249L223 250H221L220 252H222V251H226L227 253L228 252H230V251H235V250H238V249H240L241 247H245L244 246V244L243 243H245L246 245H248V247H245V251L246 252H248V249H249V252H250V250L252 251L253 250V246H260V243H261V239L259 238V235H258V233L255 231V229H254V227H253V225H252V222L250 223V221H249ZM171 225V224H170ZM5 226H7V227H5ZM3 227V229H2V233H3V231H6V230H9V229H11V227H9V225H7V224H4V226H2ZM196 227V228H195ZM7 228V229H6ZM234 229H235V227H234ZM230 230V231H229ZM206 232H209V230H208V228H207V231H206V229H205V232L204 233H206ZM199 233H201V234H199L200 236H202V234H204L203 232H199ZM246 233H248L247 234V236L245 235ZM252 233V234H251ZM2 235V234H1ZM163 235V234H162ZM163 236H166V235H163ZM252 236V237H251ZM255 236V237H254ZM235 237V238H234ZM243 237L245 238L246 237V239H248V240H250V241H248V240H246V239H243ZM258 237V238H257ZM110 238V237H109ZM207 238V239H206ZM255 238H256V242H257V244H256V242L254 243V240H255ZM203 239V238H202ZM209 236L208 235H206V237H204V240H206V242L208 241L209 242ZM240 239H243V240H241L240 241ZM258 239H259V241H258ZM109 240V239H108ZM218 240H219V242H220V239L218 238ZM226 240H230V242H232V243H230L229 242V244L228 243H226ZM234 241V242H233ZM252 241V242H251ZM207 242V243H208ZM241 242H242V245H241ZM248 242H250V244L248 243ZM234 243H236V244H234ZM237 243H239V244H237ZM227 244V245H226ZM218 245H220V243L218 244ZM108 246L109 245H107V246H105V247H103V248H105V249H107V251H111V250H113L114 249V247L113 246H109L110 248H108ZM208 246H209V243H208ZM228 246V247H227ZM263 246H264V243H263ZM257 247V248H258ZM102 248V249H103ZM116 248V247H115ZM231 248V249H230ZM235 248V250H233ZM255 248V247H254ZM105 249H103V250H105ZM115 254V253H114ZM122 254V253H121ZM120 254V255H121ZM255 255V254H254ZM129 257H131V255L129 256ZM258 257V256H257ZM256 264H258V263H256Z\"/></svg>","mask_w":264,"mask_h":264},{"label":"snow or ice","instance_id":"6c2138e0","mask_svg":"<svg viewBox=\"0 0 264 264\" xmlns=\"http://www.w3.org/2000/svg\"><path fill=\"white\" fill-rule=\"evenodd\" d=\"M231 9L244 22L245 39L254 42L264 55V0H197L191 7L203 11L207 7ZM259 6L260 16L255 11Z\"/></svg>","mask_w":264,"mask_h":264}]
</instances>
